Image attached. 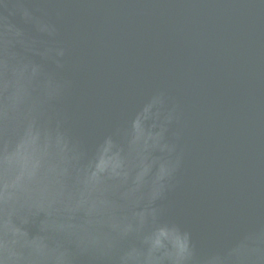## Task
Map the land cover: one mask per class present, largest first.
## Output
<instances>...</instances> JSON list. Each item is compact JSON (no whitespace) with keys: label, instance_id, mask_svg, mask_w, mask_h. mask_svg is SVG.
Returning a JSON list of instances; mask_svg holds the SVG:
<instances>
[{"label":"water","instance_id":"95a60500","mask_svg":"<svg viewBox=\"0 0 264 264\" xmlns=\"http://www.w3.org/2000/svg\"><path fill=\"white\" fill-rule=\"evenodd\" d=\"M0 264H264V0H0Z\"/></svg>","mask_w":264,"mask_h":264}]
</instances>
